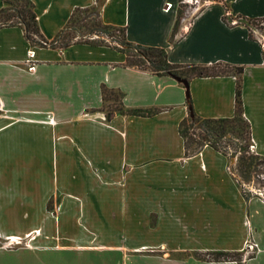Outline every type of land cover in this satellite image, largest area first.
I'll list each match as a JSON object with an SVG mask.
<instances>
[{
	"label": "crops",
	"instance_id": "1",
	"mask_svg": "<svg viewBox=\"0 0 264 264\" xmlns=\"http://www.w3.org/2000/svg\"><path fill=\"white\" fill-rule=\"evenodd\" d=\"M31 1L47 41L76 8H94L128 41L165 48L170 62L242 65L243 114L264 156L263 48L246 26L224 23L220 5L187 23L178 0ZM229 3L233 14L264 16V0ZM55 43L32 45L21 26L0 27V238L19 239L0 245V264H236L200 255L242 252L246 239L258 250L242 264H264V201L210 145L185 154L183 85L125 66L113 45ZM187 79L195 114L233 115L235 76ZM104 87L122 93L124 109L158 112L122 113Z\"/></svg>",
	"mask_w": 264,
	"mask_h": 264
},
{
	"label": "trees",
	"instance_id": "2",
	"mask_svg": "<svg viewBox=\"0 0 264 264\" xmlns=\"http://www.w3.org/2000/svg\"><path fill=\"white\" fill-rule=\"evenodd\" d=\"M6 4H11L12 6H6ZM33 7L34 4L31 0H4V6L0 8V16L3 17V19H0V27L19 25L23 28L25 37L32 45L41 46H54L56 41L60 45L88 43L91 45L109 46L111 44L106 40L105 36L112 35L115 30H118L122 32V39L113 46L125 54V66L146 70L156 75H168L171 72L186 78L193 76H235V103L234 112L231 117L207 118L194 113L193 117L188 115L179 122L178 132L184 141L185 154L187 156L192 155L200 151L204 145H210L228 158V150H231L232 154L236 156L237 165L243 172L251 173L257 166L264 165V156L250 151L252 143L250 123L243 114L241 99L240 75L243 72L242 65L226 62L211 64L170 62L165 48L145 46L128 41L125 37L124 28L103 23L94 8H76L71 14L68 23L60 30L56 38L47 41L39 32ZM91 15H93V19L88 21L91 28H89V35L86 38L81 37L80 40L61 42L62 38H64L62 35L68 29L77 31L74 25L77 22L87 20ZM262 21H264V16L247 18L248 23L256 24ZM95 34L97 38L93 37ZM249 38L255 40L250 32ZM102 93L106 100H110L109 96L116 93L117 99L110 101L114 105L113 108L122 113L152 115L158 112V109H124L121 102L122 93L120 91L104 87L102 88ZM246 197L248 196L246 195Z\"/></svg>",
	"mask_w": 264,
	"mask_h": 264
},
{
	"label": "rangeland",
	"instance_id": "3",
	"mask_svg": "<svg viewBox=\"0 0 264 264\" xmlns=\"http://www.w3.org/2000/svg\"><path fill=\"white\" fill-rule=\"evenodd\" d=\"M12 1V0H9ZM200 1V2H199ZM198 4H195L196 0H191L190 4H187V0H178L177 3V20L180 22L181 18L184 17L185 21L188 23L190 15H192L194 12H198L200 9L205 8L208 5L218 4L220 5V8L222 9V21L228 25H233L235 22L236 24H242L246 25L248 31L252 35V37L257 40L258 42L262 40L264 37V21L258 22L256 24L254 23H248L247 18L245 16L239 15V14H233L231 12L230 3L229 0H199ZM184 2V3H183ZM6 6H12L11 4H6ZM197 6V7H196ZM198 10H196V9ZM0 19H3L2 16H0ZM93 19V15L91 17L87 18L85 21L77 22L74 27L77 28V31H73L72 29H68L63 35L61 42L65 41H76L80 40L81 37L86 38L87 35H89L88 31L89 28H91L88 21ZM83 22V23H82ZM83 24V25H82ZM93 37L97 38V35H93ZM173 37V36H172ZM106 40L110 42L111 45H115V43L120 42L122 39V32L115 30L112 35L105 36ZM172 41V39L170 40ZM260 45L262 46V43L260 41ZM110 100L117 99V94H111L109 96ZM108 107L110 108V105L105 108V112H107ZM252 144V143H251ZM251 151V150H250ZM228 156H229V166L230 169L233 171L235 178L237 179L238 183L242 185V188L245 189L247 195H254L258 196L255 192L257 189H261L264 191V180L259 179L258 177L254 176V172L246 173L240 170L239 166L236 163V156L232 154L231 150H228ZM254 152V151H251ZM255 153V152H254ZM255 170H259L264 172V165H259ZM262 201H264V198L258 196ZM52 202L50 201L47 204L48 208H51ZM140 212H145V210H140ZM123 218H128V216L123 215ZM150 224H154L155 215H151L150 217ZM146 221V220H144ZM4 240L0 238V245L4 244ZM17 243L11 245L16 246ZM256 250H254L255 252ZM254 252H248L246 254L245 247H243L242 252H223V251H204L200 256L203 260L206 261H223V260H234L236 264H242L243 261L249 257H251Z\"/></svg>",
	"mask_w": 264,
	"mask_h": 264
},
{
	"label": "built area",
	"instance_id": "4",
	"mask_svg": "<svg viewBox=\"0 0 264 264\" xmlns=\"http://www.w3.org/2000/svg\"><path fill=\"white\" fill-rule=\"evenodd\" d=\"M199 0H196L195 4H198ZM184 3V2H183ZM187 4H190L191 3V0H187L186 2ZM171 7V4H167L166 8H170ZM197 7V6H196ZM196 9V8H195ZM198 10V9H196ZM233 24H236L235 22ZM261 43H262V48L264 50V37L262 38V40H260ZM29 56L31 57L32 56V52L30 51L29 52ZM30 68H33V66H31ZM250 150L251 151H254V146L253 144L250 145ZM259 167V166H258ZM229 171L233 174V171L231 169H229ZM254 176L258 177L259 179H263L264 180V172L262 171H259V170H254ZM258 196L264 198V191L261 190V189H257V191L255 192ZM19 242V239L18 238H14V239H9V240H6V242H4L3 245L5 246H11L15 243H18ZM245 243V251H246V254L248 252H254V250H258V246H257V243L255 241H253L252 239H246L244 241Z\"/></svg>",
	"mask_w": 264,
	"mask_h": 264
},
{
	"label": "water",
	"instance_id": "5",
	"mask_svg": "<svg viewBox=\"0 0 264 264\" xmlns=\"http://www.w3.org/2000/svg\"><path fill=\"white\" fill-rule=\"evenodd\" d=\"M170 77H172L173 79H175L177 82L181 83L185 89V95H186V98L187 100H189V95H190V92H189V81L186 77H182L178 74H174V73H169L168 74ZM188 108H189V116L190 117H193L194 116V112H193V109H192V105L190 104V102L188 101Z\"/></svg>",
	"mask_w": 264,
	"mask_h": 264
}]
</instances>
